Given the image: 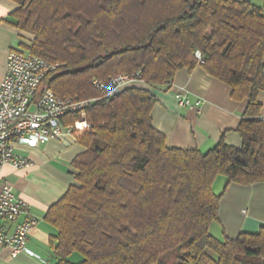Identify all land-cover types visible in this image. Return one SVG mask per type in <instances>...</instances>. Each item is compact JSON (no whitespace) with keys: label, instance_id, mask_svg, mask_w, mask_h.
<instances>
[{"label":"trees","instance_id":"16d2710c","mask_svg":"<svg viewBox=\"0 0 264 264\" xmlns=\"http://www.w3.org/2000/svg\"><path fill=\"white\" fill-rule=\"evenodd\" d=\"M27 51L58 64L40 82L57 96L96 98L90 128L73 161L75 181L46 212L57 233L55 264H264V227L222 240L211 235L231 182H264V1L12 0ZM199 51L202 62L195 56ZM200 65L247 99L237 126L241 146L222 136L205 153L167 145L152 125L156 97L128 86L102 97L92 85L140 70L150 88ZM80 114L62 119L71 123ZM223 188V189H224ZM77 254L74 262L70 256Z\"/></svg>","mask_w":264,"mask_h":264},{"label":"crops","instance_id":"0c3cea01","mask_svg":"<svg viewBox=\"0 0 264 264\" xmlns=\"http://www.w3.org/2000/svg\"><path fill=\"white\" fill-rule=\"evenodd\" d=\"M261 5L264 0H249ZM16 4L0 0V81L4 75L7 55L11 49L27 51L31 36L12 24L10 13ZM264 65V55H263ZM129 86L148 88L156 97L151 110L152 125L165 135L167 145L179 148H196L202 153L212 149L223 136L226 143L241 146L237 126L245 111L247 99H234L231 88L211 75L200 65L189 71L178 70L168 86L150 88L144 82H131ZM184 92L191 106H180L175 93ZM199 101V104L195 105ZM259 114H264V91H259ZM85 150L72 136L51 138L34 148L15 145V152L31 160L27 167L5 163L0 166V180L7 181L13 194L24 201L37 218L30 230L26 247L36 256L20 252L12 254L11 248L0 245V264H55V229L45 220L49 207L58 201L72 184H76V169L71 163ZM225 184V182H224ZM218 193V220L210 225L213 236L222 240L234 238L239 233L257 232L264 227V182L239 184L231 182ZM224 188V189H223ZM217 193V194H218ZM77 254L70 260H80Z\"/></svg>","mask_w":264,"mask_h":264},{"label":"built area","instance_id":"2783aa9c","mask_svg":"<svg viewBox=\"0 0 264 264\" xmlns=\"http://www.w3.org/2000/svg\"><path fill=\"white\" fill-rule=\"evenodd\" d=\"M195 56L202 62L199 51H195ZM57 67L58 64L29 51H9L0 81V166L5 163L15 167L32 164L29 158L15 152L16 144L34 148L62 135L79 141L80 135L90 128L85 110L96 98L61 97L49 88L37 94L38 84ZM131 82H143L140 70L131 74L121 72L107 81L95 78L91 83L102 97H108L128 87ZM175 99L180 106H191L184 92L175 93ZM74 113L80 114V118L63 123L64 117ZM258 115L264 121V114ZM36 222L37 218L27 204L13 194L11 185L0 180V245L9 246L13 255L24 252L36 256L26 247L28 235Z\"/></svg>","mask_w":264,"mask_h":264},{"label":"rangeland","instance_id":"374dc122","mask_svg":"<svg viewBox=\"0 0 264 264\" xmlns=\"http://www.w3.org/2000/svg\"><path fill=\"white\" fill-rule=\"evenodd\" d=\"M224 182H225V177L224 176H218L216 178L215 182L213 183V187H212L213 192L218 193L219 191H221ZM210 233L213 234V230H211ZM76 256H78V255H76Z\"/></svg>","mask_w":264,"mask_h":264}]
</instances>
